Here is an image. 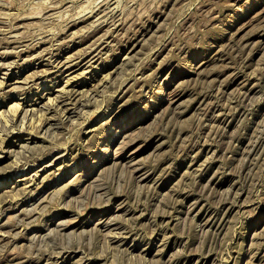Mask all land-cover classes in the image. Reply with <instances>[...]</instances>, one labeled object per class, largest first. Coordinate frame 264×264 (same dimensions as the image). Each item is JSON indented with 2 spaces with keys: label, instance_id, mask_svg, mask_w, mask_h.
<instances>
[{
  "label": "rangeland",
  "instance_id": "rangeland-1",
  "mask_svg": "<svg viewBox=\"0 0 264 264\" xmlns=\"http://www.w3.org/2000/svg\"><path fill=\"white\" fill-rule=\"evenodd\" d=\"M0 264H264V0H0Z\"/></svg>",
  "mask_w": 264,
  "mask_h": 264
},
{
  "label": "bare ground",
  "instance_id": "bare-ground-1",
  "mask_svg": "<svg viewBox=\"0 0 264 264\" xmlns=\"http://www.w3.org/2000/svg\"><path fill=\"white\" fill-rule=\"evenodd\" d=\"M98 162V161H97ZM73 246H74V244H73ZM66 248V247H65ZM73 248V247H72Z\"/></svg>",
  "mask_w": 264,
  "mask_h": 264
}]
</instances>
